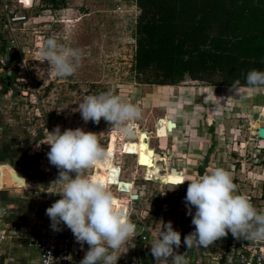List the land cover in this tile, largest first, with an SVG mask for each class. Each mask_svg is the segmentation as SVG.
I'll list each match as a JSON object with an SVG mask.
<instances>
[{"label":"rangeland","instance_id":"obj_1","mask_svg":"<svg viewBox=\"0 0 264 264\" xmlns=\"http://www.w3.org/2000/svg\"><path fill=\"white\" fill-rule=\"evenodd\" d=\"M21 1L25 7L0 0V165L17 170L25 186H15L3 176L1 210L34 219L42 212L40 219L49 218L46 208L60 198L55 181L59 170L48 161L50 146L40 142L56 126L61 131L81 127L96 132L111 152L108 168H93L86 175L111 187L118 206L127 209L140 233L117 264H126L131 255L155 264L151 244L168 222L181 234L176 251H186L190 264H229L227 250L239 240L230 232L207 248L187 250L184 236L195 228L184 201L189 182L168 190L174 186L169 178L191 180L224 167L232 172L238 191L264 210V137L256 135L264 126V93L252 94L247 86H239L241 99L231 85L187 75L172 84L139 82L132 69L138 14L134 0ZM5 8L24 18L6 22ZM48 36L83 50L74 75L55 78L47 73V61H37L42 39ZM109 90L140 106L142 117L122 128L103 118L98 124L85 123L78 104L86 95ZM253 112L261 119H252ZM168 119L176 121L169 133ZM158 127L163 132L155 134ZM142 153L149 162H141ZM117 173L118 179L130 182L127 191L116 188ZM4 203L9 204L6 210ZM87 250L86 243L77 244V253L85 255Z\"/></svg>","mask_w":264,"mask_h":264},{"label":"clouds","instance_id":"obj_2","mask_svg":"<svg viewBox=\"0 0 264 264\" xmlns=\"http://www.w3.org/2000/svg\"><path fill=\"white\" fill-rule=\"evenodd\" d=\"M36 55L37 61H47L48 74L64 79L77 72L84 53L80 48L61 43L55 36H48L42 39ZM245 83L252 94L264 93V70H249ZM238 88L239 81H235L231 89L243 99ZM78 111L85 123L98 124L103 118L118 128L142 117L140 106L112 90L84 96ZM45 136L40 143L50 146L47 158L59 170L55 181L61 189L56 192L60 198L46 208L50 227L61 231L63 223L78 243L88 245L80 264H117L120 256L135 246L134 238L140 234L137 223L123 205L118 206L106 182L86 175L93 168H108L111 152L101 144L96 132L81 127L61 131L56 126L52 131L47 130ZM179 177V182H173L174 186L168 190L189 182L184 201L186 214L191 216L195 228L184 236L187 250L207 248L229 232L236 239L264 242V210L238 191L230 170L218 166L191 180ZM180 245V232L174 230L171 222L163 224L151 244L155 264H190L186 251H176Z\"/></svg>","mask_w":264,"mask_h":264},{"label":"trees","instance_id":"obj_3","mask_svg":"<svg viewBox=\"0 0 264 264\" xmlns=\"http://www.w3.org/2000/svg\"><path fill=\"white\" fill-rule=\"evenodd\" d=\"M134 1L132 69L139 82L172 84L187 75L246 86L249 70H264V0Z\"/></svg>","mask_w":264,"mask_h":264},{"label":"built area","instance_id":"obj_4","mask_svg":"<svg viewBox=\"0 0 264 264\" xmlns=\"http://www.w3.org/2000/svg\"><path fill=\"white\" fill-rule=\"evenodd\" d=\"M65 1L80 3L83 0ZM14 2L25 7L21 0H14ZM4 16L6 22H16L24 18L23 15H16L12 8H5ZM139 238L144 239V236L139 235ZM4 239L5 232L0 226V243ZM72 240V235L69 232H50L42 237L29 239L26 244L36 249L37 264H70ZM231 243V247L227 250L229 264H264V242L239 239ZM127 259L126 264H144L138 256L131 255Z\"/></svg>","mask_w":264,"mask_h":264},{"label":"crops","instance_id":"obj_5","mask_svg":"<svg viewBox=\"0 0 264 264\" xmlns=\"http://www.w3.org/2000/svg\"><path fill=\"white\" fill-rule=\"evenodd\" d=\"M174 122L176 127V121L174 120ZM8 205L9 204L4 203V210H6L5 208H7ZM1 208L0 226L5 232V239L0 243V264H37V251L35 248L27 246L26 242L29 239L42 237L50 232L65 233L64 231H53L49 225L50 222H48L50 220L49 218H45V220L42 217V219L39 218L42 215V212L35 214V217L37 215L40 216H37L38 219H34L30 216L17 217L12 213H9L7 210L2 211ZM61 226H63V223H61L60 227ZM64 229L66 230L69 228L64 225ZM69 233H71L73 238L71 244L70 264H80L84 255L82 253H77L78 242L75 240L71 230ZM78 256L80 257V260H78Z\"/></svg>","mask_w":264,"mask_h":264},{"label":"bare ground","instance_id":"obj_6","mask_svg":"<svg viewBox=\"0 0 264 264\" xmlns=\"http://www.w3.org/2000/svg\"><path fill=\"white\" fill-rule=\"evenodd\" d=\"M257 116H258V114H257ZM259 128H260V131L259 132L256 131L257 135H259V137H264L263 136L264 135V129H261V128H264V126H261ZM148 165L149 164H147V166ZM3 176L7 179V181L9 183L14 184L15 186H25V182L24 181H23V183L21 182V179L24 180L23 176L17 170H15L14 168H12L11 166H9L7 164L0 165V188H1V183L3 182V179H2ZM151 179H153V178H151ZM155 180H158L159 182H161L160 179H155ZM115 183L120 188H122V191H127L129 189V187L131 186L130 182H126V181H122V180L118 179V173L115 175Z\"/></svg>","mask_w":264,"mask_h":264},{"label":"water","instance_id":"obj_7","mask_svg":"<svg viewBox=\"0 0 264 264\" xmlns=\"http://www.w3.org/2000/svg\"><path fill=\"white\" fill-rule=\"evenodd\" d=\"M5 79H6V81H8V77L6 76L5 77ZM251 118L252 119H261V117H258L257 116V113H255V112H253L252 114H251ZM244 122H246V120H243ZM175 127V122H173L172 120H167L166 121V124H165V129L167 130V132H169V131H171L173 128ZM261 129H264V128H261ZM163 132V128L162 127H158V128H156L155 129V134L157 133V132ZM258 132L260 131V128L257 130ZM161 133H159V134H161ZM257 135V134H256ZM264 136V135H263ZM257 137H259V135H257ZM173 169V168H172ZM116 185V188L118 189V190H122V188H120L117 184H115ZM124 190V189H123Z\"/></svg>","mask_w":264,"mask_h":264},{"label":"snow or ice","instance_id":"obj_8","mask_svg":"<svg viewBox=\"0 0 264 264\" xmlns=\"http://www.w3.org/2000/svg\"><path fill=\"white\" fill-rule=\"evenodd\" d=\"M25 2H27V0H25ZM141 148H143V145H141ZM141 162H142V163H147V162H149V161L146 160V158H145V156H144L143 153L141 154ZM169 179H170V182H172V183H173V182H179L180 177H170Z\"/></svg>","mask_w":264,"mask_h":264}]
</instances>
